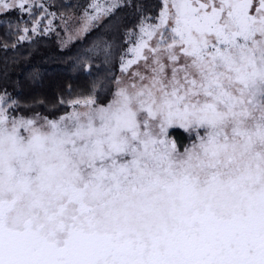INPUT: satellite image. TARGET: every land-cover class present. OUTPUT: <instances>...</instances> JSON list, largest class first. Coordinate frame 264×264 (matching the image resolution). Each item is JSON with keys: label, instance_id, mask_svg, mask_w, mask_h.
I'll return each mask as SVG.
<instances>
[{"label": "snow or ice", "instance_id": "snow-or-ice-1", "mask_svg": "<svg viewBox=\"0 0 264 264\" xmlns=\"http://www.w3.org/2000/svg\"><path fill=\"white\" fill-rule=\"evenodd\" d=\"M0 54V264H264V0H0Z\"/></svg>", "mask_w": 264, "mask_h": 264}, {"label": "trees", "instance_id": "trees-1", "mask_svg": "<svg viewBox=\"0 0 264 264\" xmlns=\"http://www.w3.org/2000/svg\"><path fill=\"white\" fill-rule=\"evenodd\" d=\"M59 2L60 0H57V3ZM63 2L77 3V2H83V0H63ZM40 39H41L40 47L42 54L55 56L56 59H59L60 54L58 53V43H57L58 37L55 34H52L50 36H46ZM71 50L72 52H75L77 49L76 47H73ZM0 58H2V54H0ZM37 60L38 57L33 58L32 63H35ZM25 63H26L25 61L21 60L18 65L10 64V70H14L13 74L15 75L19 69L24 68ZM70 63L71 61H65L63 64H50L43 66L47 68L50 73H52L50 86L44 89L46 93H51L52 88L55 87L56 84L63 85L64 80L68 78L71 72V69L69 67ZM65 69H67V71H65Z\"/></svg>", "mask_w": 264, "mask_h": 264}]
</instances>
